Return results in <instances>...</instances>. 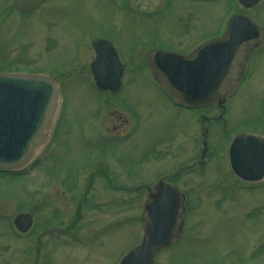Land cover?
<instances>
[{
  "label": "rangeland",
  "instance_id": "rangeland-1",
  "mask_svg": "<svg viewBox=\"0 0 264 264\" xmlns=\"http://www.w3.org/2000/svg\"><path fill=\"white\" fill-rule=\"evenodd\" d=\"M227 3L43 0L23 14L13 8V0H0V70L54 76L62 96L57 129L37 162L20 173L0 175V259L6 264H113L141 241L145 184L151 188L159 173L179 165L173 181L186 195L182 231L156 256V264H264V179L254 187L236 180L223 149L215 156L207 150L203 164L198 163L200 118L207 110L195 111L196 122L190 120L194 132L181 136L178 147L169 142L163 150L156 148L158 137L174 124L175 113L159 95L146 56L158 46L182 52L214 34L225 19ZM234 7L239 8L237 3ZM98 36L111 39L125 62L122 88L115 95L97 90L89 73L90 42ZM263 65L264 59L253 63L250 76L231 98V109L264 88V80L256 85L264 77L259 74ZM121 101L142 117V130H148L139 135L141 127L133 138L108 144L106 128L115 124L111 113L123 112ZM216 138L206 136V145ZM193 157L196 164L190 163ZM100 169L111 177H103ZM72 174L76 178L69 179ZM80 200L83 206L74 218ZM19 211L34 217L25 233L11 225ZM72 220L78 226L76 237L63 229ZM34 231L42 245L37 255L32 250Z\"/></svg>",
  "mask_w": 264,
  "mask_h": 264
},
{
  "label": "water",
  "instance_id": "water-1",
  "mask_svg": "<svg viewBox=\"0 0 264 264\" xmlns=\"http://www.w3.org/2000/svg\"><path fill=\"white\" fill-rule=\"evenodd\" d=\"M42 0H15L18 10L30 11ZM251 5L258 0H240ZM263 32L251 17L234 14L226 34L204 42L187 54L154 50L148 55L153 78L175 101L186 105L221 102L229 94L241 73L250 51ZM91 72L101 89L120 86L123 64L108 40L97 39ZM57 87L52 77L22 72H0V169H17L29 162L47 138L56 107ZM264 150V145L256 143ZM229 163L233 173L248 181L264 175V158L255 164L238 160V137L229 146ZM183 194L178 188L159 181L145 204L146 239L120 260L119 264H153L155 252L168 245L182 228ZM30 215L18 214L14 224L20 231L30 225ZM0 264H3L0 262Z\"/></svg>",
  "mask_w": 264,
  "mask_h": 264
},
{
  "label": "flooded vegetation",
  "instance_id": "flooded-vegetation-1",
  "mask_svg": "<svg viewBox=\"0 0 264 264\" xmlns=\"http://www.w3.org/2000/svg\"><path fill=\"white\" fill-rule=\"evenodd\" d=\"M229 3H227L226 7L228 8L229 11V16L235 12H240L247 14L251 16L253 19H255L258 23H260L264 27V11L261 12L262 7H264V0H260L259 2L252 3V5L245 7L244 5L240 4L238 0H227ZM237 3L239 8H235L234 4ZM260 9V12L263 14V19H261V16L258 14V10ZM223 23V22H222ZM223 28H216L217 31L214 34H209L205 35L202 38H200L198 41H195L192 45L187 47V50L182 51V53L187 52L190 48L196 46L200 42H203L209 38H212L214 36L220 35L224 33L225 31V24L223 23ZM219 27V25H218ZM169 48V47H166ZM177 51V50H175ZM179 52V51H178ZM258 59H264V33L261 35L260 38V43L257 47H255L248 57L246 58L244 65H243V70L241 73V76L238 79L237 82V91L240 90V88L244 85L245 81L247 78L250 76L251 71H253V63L258 60ZM260 75H264V65L261 69ZM259 83L256 85L258 86L259 84H263L262 80H264V77H258ZM257 92H254L253 99L248 97L246 100L244 98L242 99V102H239L237 106L230 108V101L231 98L236 95L235 93L230 94L229 96L226 97V99L218 104V103H211L209 105L203 106V107H191V108H186L176 102H174L171 98H169L165 93L159 94L165 100L167 99L168 102L170 103L171 107L174 110L175 113V119H174V124L169 125L166 130H168L166 135L161 136L160 133L157 134L158 140L156 144H152L157 148V150H163L166 145L170 143H173L174 147L178 144H180L181 136L185 135V133H188L193 130L190 128V120L195 123L196 122V116H195V111L198 109H204L207 110L206 113L201 114L200 118V125L202 129V136H201V148L199 152V164H203V159L204 155L207 150H209L213 156L216 155L217 150L219 152L224 150L225 154V164L229 170L228 166V160H227V147L230 143V141L233 139L234 136L238 135L239 136V151L244 159L247 155H253V159L260 158L264 156V150L260 149H255L254 146L256 143H260L264 145V88H258ZM110 94V93H108ZM111 95V94H110ZM97 101H99L98 98H96ZM252 99V100H251ZM164 100V99H163ZM120 104V105H119ZM255 104V105H253ZM118 107H121L123 109V112H116V113H111L113 114V117L115 118L113 122L115 124L110 125L109 128H106V132L110 135H108L106 138L108 144L110 143L109 141L111 140L112 142H118L122 138L124 139H131L134 137V133L136 132L137 129L141 128L140 133L144 132L145 130H148L147 127H144L141 125L142 123V117L133 114L129 112L124 106L122 101L118 102ZM235 108V109H234ZM215 112V114L213 113ZM188 115V116H186ZM183 116V117H182ZM98 119H100L99 115H97ZM187 117V118H186ZM140 118V119H139ZM183 118V119H182ZM189 119V120H188ZM117 120V121H116ZM203 121L206 123V125L202 126ZM117 122V123H116ZM138 132V130H137ZM137 134V133H136ZM136 136V135H135ZM206 136L208 138H212L213 136H216V142L211 146L209 143V146L206 145ZM145 138V137H144ZM114 139V140H112ZM155 148V149H156ZM99 157L101 158L100 154H98ZM195 155V153H194ZM98 157V158H99ZM221 158H224V155L221 156ZM99 161V160H98ZM145 161V159L143 160ZM149 161H152L149 159L146 161V163H149ZM158 162V160H156ZM155 161V162H156ZM254 161V160H253ZM252 161V162H253ZM152 163V162H151ZM191 164H196L197 159L195 157L192 158L190 161ZM100 166V163H98ZM224 165V164H223ZM180 166H174L170 172H161L158 174V177L155 180L158 179H163L166 181H171L173 182V178L176 176ZM72 170V168H71ZM74 170V167H73ZM105 169L101 170L100 169V174L102 173L103 177H107L109 175L104 171ZM230 172V170H229ZM125 177L130 176V173L128 171H123ZM231 173V172H230ZM233 176V174L231 173ZM110 176V175H109ZM111 177V176H110ZM234 177V176H233ZM76 178L75 174H72L69 179ZM244 185H247L248 187L252 186L254 187L255 185H259V183H242ZM144 186V185H143ZM147 185L145 184V187ZM68 187V186H67ZM79 187V186H78ZM146 189V197L148 196V188ZM84 200V199H83ZM82 200L77 201V204H75V208H77L75 214L73 217L79 216V208L80 206H83ZM35 203H33L34 205ZM34 217H32L33 219ZM73 218V219H74ZM75 220V219H74ZM72 220L71 222L67 221L64 223V232L67 233L69 230L70 233L68 234L72 237L75 236V229L78 228V226H75V221ZM50 225V224H49ZM34 231L31 236L32 240V245H33V253L34 255L40 254L41 252V244H40V239H39V232ZM2 260V259H0ZM3 261V260H2ZM35 264V263H34ZM156 264V261H155Z\"/></svg>",
  "mask_w": 264,
  "mask_h": 264
}]
</instances>
